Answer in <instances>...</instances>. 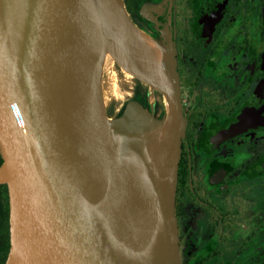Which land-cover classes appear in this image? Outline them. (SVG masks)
<instances>
[{"label":"water","instance_id":"obj_1","mask_svg":"<svg viewBox=\"0 0 264 264\" xmlns=\"http://www.w3.org/2000/svg\"><path fill=\"white\" fill-rule=\"evenodd\" d=\"M134 26L123 0H0L5 264H181L175 54L156 41L157 61L144 63ZM107 46L167 98L168 116L165 107L157 120L137 100L107 116L96 84Z\"/></svg>","mask_w":264,"mask_h":264},{"label":"flooded vegetation","instance_id":"obj_2","mask_svg":"<svg viewBox=\"0 0 264 264\" xmlns=\"http://www.w3.org/2000/svg\"><path fill=\"white\" fill-rule=\"evenodd\" d=\"M123 3L137 29L175 54L181 264H264V0ZM137 95L149 109L140 81Z\"/></svg>","mask_w":264,"mask_h":264},{"label":"rangeland","instance_id":"obj_3","mask_svg":"<svg viewBox=\"0 0 264 264\" xmlns=\"http://www.w3.org/2000/svg\"><path fill=\"white\" fill-rule=\"evenodd\" d=\"M133 22V21H132ZM103 86L108 93V103L106 105L105 111L107 116L111 119L118 118L126 108V106L134 101L132 98L133 88L136 82V79L133 77L132 79H127L124 74L121 72L120 67L117 65H113L112 69H110V73L104 74L102 77ZM115 84V85H114ZM144 84V83H143ZM145 86H148L144 84ZM118 89V90H117ZM156 89H150V97L153 105H151L155 110V103L158 101L161 105L164 106L162 96H157L154 92ZM157 100V101H156ZM150 114H152L157 120H160L164 116L165 109L161 112H152L150 108H146ZM116 117V118H115Z\"/></svg>","mask_w":264,"mask_h":264},{"label":"bare ground","instance_id":"obj_4","mask_svg":"<svg viewBox=\"0 0 264 264\" xmlns=\"http://www.w3.org/2000/svg\"><path fill=\"white\" fill-rule=\"evenodd\" d=\"M133 35H134L135 52L137 53L138 57L146 64H154L159 57L156 40H153L146 33L137 29L135 26L133 27ZM113 65H117L115 60V51L110 46H107L105 53L102 57V60L100 62V66L96 77V84L98 87L99 96L104 108H106L109 98H108V93L103 86L102 77L104 76V74L110 73V69H112ZM120 70L127 79L133 78V75L128 71H126L124 68L120 67ZM148 87L149 89H153L149 85ZM163 97H164L163 102H165L164 105L166 107V114L168 116L170 113V105L167 98L164 95ZM150 143H152V141ZM139 169L141 170V166H139Z\"/></svg>","mask_w":264,"mask_h":264},{"label":"trees","instance_id":"obj_5","mask_svg":"<svg viewBox=\"0 0 264 264\" xmlns=\"http://www.w3.org/2000/svg\"><path fill=\"white\" fill-rule=\"evenodd\" d=\"M137 101L139 96L135 97ZM4 160L2 147L0 145V165ZM9 192L6 184H0V264H5L10 249V229H9Z\"/></svg>","mask_w":264,"mask_h":264}]
</instances>
